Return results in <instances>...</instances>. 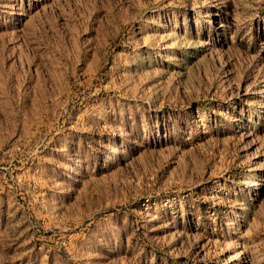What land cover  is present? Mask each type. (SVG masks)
Here are the masks:
<instances>
[{
  "label": "rangeland",
  "instance_id": "rangeland-1",
  "mask_svg": "<svg viewBox=\"0 0 264 264\" xmlns=\"http://www.w3.org/2000/svg\"><path fill=\"white\" fill-rule=\"evenodd\" d=\"M0 264H264V0H0Z\"/></svg>",
  "mask_w": 264,
  "mask_h": 264
}]
</instances>
